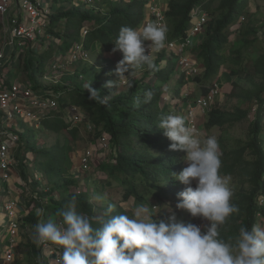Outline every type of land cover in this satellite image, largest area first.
I'll return each mask as SVG.
<instances>
[{
  "label": "trees",
  "instance_id": "16d2710c",
  "mask_svg": "<svg viewBox=\"0 0 264 264\" xmlns=\"http://www.w3.org/2000/svg\"><path fill=\"white\" fill-rule=\"evenodd\" d=\"M105 1L108 2L111 9L108 14L101 17L91 11H82L67 6L71 3V0H56L58 3L67 4L58 8L57 14L53 16L51 32L61 23H66V31L63 36L54 33L56 37L64 39L63 46L66 47V52H69L75 43L82 40L81 29L86 23H92L95 27L85 39L86 49L90 50L95 43L100 42L107 52H112L119 29L122 26L137 28L141 24L144 16L143 1L120 0L118 3ZM215 1L217 0H169L168 4L167 18L171 30V39H178L187 35L191 26L190 18L194 7L205 4V9L209 14H219L218 18L209 21L204 41L197 47V50L199 49L197 56L203 61L205 80H211L218 74L224 63V49L229 43L225 32L233 24L240 21L248 2V0H219L217 9L211 12L209 6ZM248 34L255 35V38L253 40L246 38L243 40L241 48L237 51L235 58L232 59L233 65H243L244 52L249 51L260 38L258 32L254 29H250ZM163 54L154 69L157 81L161 82L159 86L149 85L150 83L147 84L143 81L132 82L133 86L131 88L129 87L127 91L117 94L113 87L109 91L106 90V85L111 82V79H104L105 75H101L92 87L99 92V99L90 98L87 89L80 87L81 83L78 84L77 82L76 89L71 86L62 89L63 91L59 86L46 88L62 91L65 94L68 93L71 104L84 109L91 123L94 124L95 130L103 129L101 132L97 130V143H99L103 134L110 137V143L116 150V155L113 154L115 163L104 165L103 170H108L110 176L121 182V186L125 189L122 195V202L124 203L129 202L131 198L136 203L145 202L149 200L148 196L150 195L158 196L159 200L170 197L171 201H178V194L186 187L173 176V173L178 175L185 168L184 163L181 161V155L185 153L170 151L169 145L171 142L165 137L163 130L157 126L160 119L170 114L162 110L160 99H162L164 93L162 85L167 86L175 72L176 65L174 62L177 58L176 54H171L174 59H169L164 69H161L160 64L165 57V53ZM25 55L27 60L24 62V70L29 73V78L37 90L42 87L39 85L37 76L44 75L46 68L44 61H47L49 57L43 53V55L40 54V58L37 60L38 57L36 56L27 57L28 52ZM25 55L22 54L20 59ZM112 65L113 63L109 62V67ZM17 67L20 68L21 64H18ZM252 67L255 73L261 76L262 82L254 84L252 88H238L239 92L236 95L238 99L254 103L256 107L255 119L249 125V142L236 150H229L222 140L218 142L222 152L220 174L233 176L237 172H244L247 183L252 186L250 192L242 194L239 200L233 203L239 208V212L231 215H236V217L233 219L234 224L229 229V237L227 239L222 237L225 241H229L230 238L234 239L238 235L240 227L246 226L250 230L253 225L259 224L260 219H264V207L259 204V200L264 198V141L261 138L264 127V50ZM82 72L86 73L87 71L84 68ZM82 72H75L74 76L76 75L77 80L83 75ZM238 72L234 69L231 70L232 75H237ZM114 76H117L115 72ZM183 78L185 76L182 77V80ZM194 79L197 83L203 85L201 96L207 95L210 88L205 85L206 83L201 82L200 75H196ZM80 81H84V75ZM149 90L152 91L153 96L150 102L145 103L144 93ZM110 94H113L114 97L109 101H105L104 98H107ZM177 94L179 97L178 92ZM184 101L188 102L187 99ZM62 104L66 105V103ZM208 116L209 120L205 127L212 129L242 123L247 119L249 113L240 109L233 113L224 112L216 107L208 113ZM43 127L58 134L62 131H69L72 140H76L79 133L77 128L69 129L70 126L65 122L62 114L54 119L45 120ZM27 151L31 152L28 149ZM34 152L37 154L34 153L36 158L31 162L30 168L35 169L37 166L36 170L45 173L48 183L53 189L49 194L50 204L48 205L53 218H58L55 215L56 211L64 208L73 197L77 200V212L91 217L94 228H98L102 221L109 218V215H128L124 209L118 207L103 219H96L94 207L87 194H68L75 182L63 177L64 170L62 169L61 160L64 159V151L60 149L59 145L53 147L51 151L45 152L37 144ZM39 155H43L47 160L44 163L40 161L38 168L37 159ZM250 157L252 159H249ZM17 158L22 169V177L29 181L31 177L33 178L34 171H28L26 158L21 155H18ZM195 185L196 182L194 181L192 187L194 188ZM52 191L61 192L64 197L58 198L54 196ZM35 205V202H33V206L28 205L33 207L32 212L28 215L29 217L25 219L28 224H36L39 220L34 211ZM31 250L33 256L40 260L41 252L35 244L31 245ZM37 264H40V262L38 261Z\"/></svg>",
  "mask_w": 264,
  "mask_h": 264
},
{
  "label": "clouds",
  "instance_id": "9594fccd",
  "mask_svg": "<svg viewBox=\"0 0 264 264\" xmlns=\"http://www.w3.org/2000/svg\"><path fill=\"white\" fill-rule=\"evenodd\" d=\"M166 33L167 29L156 23L142 28L122 26L112 49L122 53L116 75L127 79L125 73L134 68L146 65L154 69L152 52L164 47ZM128 86H133L131 80ZM87 92L90 98L99 99V92L91 84ZM144 96L148 103L153 93L149 90ZM157 126L171 142L170 151L186 154L188 166L178 175L173 173L186 186L178 194L176 208L189 212L194 221L200 217L203 226L175 222V216L156 221L148 206L138 204L132 216L109 215L94 228L91 217L77 212L73 197L56 211L58 222L49 219L34 225L35 242L61 246L60 264H264V227L253 225L249 230L242 226L233 241L221 237L220 226L239 208L231 202L233 191L228 178L220 174L222 152L217 138H201L183 115L170 113ZM114 207L109 205L107 212L111 214ZM43 213V208L36 210L38 217Z\"/></svg>",
  "mask_w": 264,
  "mask_h": 264
},
{
  "label": "rangeland",
  "instance_id": "374dc122",
  "mask_svg": "<svg viewBox=\"0 0 264 264\" xmlns=\"http://www.w3.org/2000/svg\"><path fill=\"white\" fill-rule=\"evenodd\" d=\"M169 1V0H165ZM219 5V0L212 3L209 6L210 11L213 12L217 9ZM100 13L99 16L104 17L110 11V6L107 1L102 0L99 3ZM244 15L246 16V21H239L236 24H233L230 28H228L225 32L227 38L229 39V43L226 45L224 49V63L222 64L218 74L213 77L211 80H205L204 78V66L203 61L200 57H198L199 64V75L201 82L205 84L208 88L218 83L221 85V93L218 96V102L213 106V108H220L221 111L233 113L238 109L247 111L249 116L242 123H237L233 126H225V127H214L212 129H207L205 125L209 120L208 113H203L202 109H197L194 114V119L199 126H201L203 131V137L207 136H215L219 141H223L229 150H236L239 147L247 144L249 142V134L250 129L249 125L255 119V105L254 103L238 99L236 97L239 92L238 88H252L254 84H259L262 82L261 76L255 73L253 70V64L257 61L259 56L264 50V0H248L247 6L244 11ZM219 14H210L209 21L214 18H218ZM209 23V22H208ZM171 25V29H172ZM250 29H254L258 32L259 40L255 42L254 46L247 52H244L242 59L243 65L236 66L232 64V59L235 58L237 51L241 48L243 40L246 38L248 40H253L255 35H249ZM206 34V29L201 37L198 39L199 41L196 45H201L204 41ZM262 37V38H261ZM171 40V30L169 25L168 37L166 38L165 44ZM64 44H58V42L53 39H48L47 42H41L37 47H35L32 51L28 52L27 57L36 56L39 60L40 54L43 55L45 53L49 59L45 62V74L49 76L50 79H54L52 71H49V67L54 59V57L59 55H66V47ZM0 46H1V35H0ZM163 49H165V45L163 48L156 50L152 55L154 59L155 65L158 63L160 57L164 55L162 53ZM25 53V52H24ZM23 53V54H24ZM199 53V49L196 51L194 56ZM25 55V54H24ZM19 57V56H18ZM200 58V59H199ZM122 59L117 52H107L103 48L100 42H97L90 48V59L88 62H81L75 64H69L68 67L64 68L61 71V78L59 84H54L53 82L44 81L43 78L40 79V76H37V80L39 85L42 87H61L60 89L64 90L69 86L75 87L76 82L78 84L81 83L80 87H84L87 89V86L91 84L93 87L97 83V79L101 75H105L104 79L110 78L112 84L106 87V90L109 91L113 87L116 90V93L119 94L121 92L127 91L129 88L128 83L129 80L132 82H140L143 81L149 85H161V82H158L154 73V69L149 70L145 65L139 69H132L130 73H125V77L128 76L127 79L118 76H114V72L116 69L117 63ZM26 55L22 59H16V63L19 62L21 67L17 70L14 67V70L20 76L21 79L29 78V73L24 70V62L26 61ZM36 60V59H35ZM109 62L113 63L111 67H109ZM168 62L162 60L160 66L161 69H164L165 65ZM175 63V62H174ZM176 65V64H175ZM87 71L86 73L82 72L83 69ZM239 71L237 75H232L231 70ZM75 72H82L84 75V81L78 80L74 76ZM82 75V76H83ZM182 80V77H184ZM196 75L188 76L181 72V68H177L175 66V72L172 75L171 81L166 85H162L163 95L162 99H160V107L163 111H167L171 114L183 115L185 117L186 123L187 119L190 122V105L191 102L202 95V84L197 83L194 79ZM182 80V81H181ZM57 81H59L57 79ZM181 81V82H180ZM108 85V84H107ZM236 87V89H235ZM74 89V90H75ZM62 90V91H63ZM179 93V97L178 94ZM108 93V92H107ZM234 93V94H232ZM114 97L113 94L108 95L104 100L109 101ZM63 103H66L65 106H62L64 109L63 119L70 126V130L77 128L78 136L76 140H72L69 134V131H62L60 134L52 132L51 130H47L45 127H42L40 130H36L35 128H31L28 124H24L26 128V133L23 135V139L25 141L26 148L31 151L30 158H28V171L36 172V168H30V162L36 158L37 153H35V149L38 147L43 149L45 152H49L55 147L59 145L60 149L64 151V159L61 160L62 169L64 170L63 177L71 179L75 182V185L70 189L69 193H85L88 198H90L91 203L94 207L95 217L98 220L103 219L108 212L107 208L109 205H114V211L118 209V207L124 209L125 212L129 216H132L134 208L138 204H144L148 206L150 211L152 212L154 220H164L168 221L172 216H175V222H183V223H192L194 221V217L191 216L189 212L186 210H180L176 208V204L178 201H171L170 197H165L163 200H159L158 196L150 195L148 196V201L145 202H137L134 199H130L129 202H122V195L125 192V189L121 186V182L117 179L113 178L109 175V171L103 170L104 165H111L115 163L114 147L110 143L107 134H103L105 139L104 146H99L100 143L96 141V133L98 131H103L102 128L96 129L93 133H89V131L85 128L84 124H73L69 121L68 116L70 115V106L71 99L68 93L62 92L61 95ZM188 102H185L186 100ZM67 100V101H65ZM70 105V106H69ZM66 106H69L66 109ZM54 119V118H52ZM98 130V131H97ZM261 138L264 141V127ZM264 145V144H263ZM21 148H24L21 145ZM88 151L93 152V157L91 156L90 165L87 168L81 167V163H79V157L83 153H87ZM35 153V154H34ZM186 154L181 155V161L184 163V166L187 167V163L184 161V156ZM249 159H252L250 157ZM46 158L43 155H39L37 159L38 168L39 162H46ZM37 165V164H36ZM34 167V166H32ZM244 172H237L233 176H225L229 180V186L233 191V196L231 202L234 203L239 200L240 196L244 193H248L251 191L252 186L247 183V178L245 177ZM40 176V175H38ZM46 189L52 187L49 185L48 180L44 177ZM36 184H34V188ZM53 190V189H52ZM55 196L58 198L64 197L63 193L58 191H52ZM28 202L30 197L25 198ZM171 201V202H170ZM4 205L3 201L0 200V207ZM30 205L33 206V203ZM264 207V202L261 204ZM157 206V207H156ZM236 217L230 216L226 223L220 226V234L221 237H229V229L234 224L233 219ZM204 224L207 222L204 221ZM260 227H264V219L259 220ZM33 231L26 232L25 230H21L20 238H19V249L17 254L18 264H37L38 261L41 262V259H37L33 256L31 245H34L33 239ZM234 239H229V241H233ZM30 244V245H29Z\"/></svg>",
  "mask_w": 264,
  "mask_h": 264
},
{
  "label": "built area",
  "instance_id": "2783aa9c",
  "mask_svg": "<svg viewBox=\"0 0 264 264\" xmlns=\"http://www.w3.org/2000/svg\"><path fill=\"white\" fill-rule=\"evenodd\" d=\"M100 1L102 0H71L67 6L99 14L101 11ZM108 1L118 3L120 0ZM140 1L144 2V16L137 28H142L148 23H156L167 29V38L169 1ZM66 4L58 3L56 0H0V200L4 203L0 207V264H18L17 254L21 230L28 233L33 231L34 235L35 224L25 222L33 210V207L28 205L33 202L36 203L35 213L38 208L44 209L43 215L37 216L38 222L49 219L59 221V218L52 217L48 209L51 188L46 189L45 173L37 170L34 172L33 178L31 177L29 181H26L22 177V169L17 156L21 155L26 158V164L29 163L28 158H30L31 152L27 151L23 139V135L26 133L24 124L40 130L45 120L56 118L64 113L65 108L63 109L62 106L65 105L62 104V91H56L52 88L46 89V87L36 90L30 78L21 79L14 67L18 70L19 62L16 63V59H20L24 52L32 51L41 42H47L48 39H53L58 44L64 42L62 37L58 38L54 33L63 36L66 31L65 22L54 28L53 32L51 30L53 16L57 14L58 8ZM204 5L194 7L190 18L191 26L187 35L178 39H171L165 44V49L162 51L165 53L163 58L165 62L174 59L171 54H176L175 64L177 68H181V72L188 76L199 74V61L197 56H194L197 51L196 43L204 33L210 17ZM244 14L241 16V23L246 21ZM94 28V24L86 23L81 29L82 40L75 43L66 55L54 57L49 67V71H52L55 76L54 79H50L45 73L40 76V79L43 78L44 81L59 84L62 76L61 71L70 63L77 65L81 62H88L90 50L86 49L85 39ZM148 43L150 42H146V45ZM155 51L152 52V55ZM119 54L122 57V53L119 52ZM80 78L83 79V76ZM221 90L220 85L215 83L207 95L200 96L191 102L190 122L187 119V124L201 138H204L203 131L196 118L194 119V112L197 109H202L203 113H209L218 102ZM69 106H66V109ZM69 114L68 118L71 123L84 124L89 133L95 131L94 124L91 123L89 116L81 107L73 104L70 106ZM104 136L100 138L99 146H104V142L107 140ZM21 145L24 148H21ZM114 155H116L115 148ZM91 156L93 157V152L91 155V152L88 151L79 157L81 167L87 168L90 165ZM34 184H36L35 188ZM16 194L20 197L18 198ZM27 197H30L32 201L28 202L25 199ZM263 202L264 198H261L259 200L260 206ZM193 224L203 226L200 217H197ZM33 242L41 252V264H60L61 246L50 243L38 244L34 239Z\"/></svg>",
  "mask_w": 264,
  "mask_h": 264
},
{
  "label": "crops",
  "instance_id": "0c3cea01",
  "mask_svg": "<svg viewBox=\"0 0 264 264\" xmlns=\"http://www.w3.org/2000/svg\"><path fill=\"white\" fill-rule=\"evenodd\" d=\"M198 46V45H197ZM197 46H196V48H197ZM197 56V55H196ZM197 59H198V56H197ZM17 192V191H16ZM15 196V195H14ZM16 196L19 198L20 196L18 195V194H16Z\"/></svg>",
  "mask_w": 264,
  "mask_h": 264
}]
</instances>
